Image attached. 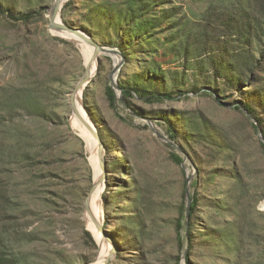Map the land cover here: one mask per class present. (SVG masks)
<instances>
[{"label":"rangeland","instance_id":"obj_1","mask_svg":"<svg viewBox=\"0 0 264 264\" xmlns=\"http://www.w3.org/2000/svg\"><path fill=\"white\" fill-rule=\"evenodd\" d=\"M35 1L38 2L35 6L41 5L43 8L49 7L52 2ZM171 1L172 8L180 7L193 21L199 20L208 6V0ZM131 5L130 0H73L71 9H62L61 20L85 31L98 45L116 48L115 42L119 37L116 18ZM159 10H163V7ZM108 13L115 16L114 25L106 23ZM54 34L48 30L46 13L28 26L0 20V113L11 110L8 115H3L7 124L32 132L36 128V121L29 117L24 108L33 100L41 104L51 118L41 125L36 140L28 147L24 145L29 150L28 159L18 162L14 156L6 158L11 161L9 164L0 161V215L10 211L7 200H12V204L14 200L26 204L35 213L34 216L21 217V224L27 232H37L38 240L24 246L17 243L11 249L21 258H30L32 262L38 258L40 264H87L99 252L94 236L97 248L83 237V230H89L84 201L95 173L85 142L72 127L70 98L84 72L86 55L80 44ZM137 38V48L143 50L134 57L136 62L126 64L125 60L118 75V84L129 87L141 84L145 79L143 73H151L155 68L163 72L179 68L181 61L170 49L173 37L163 33L154 36L156 50L152 54L140 43V35ZM98 61V71L83 91L82 105L113 145L109 153L106 151L105 188L99 198L104 215L103 226L105 192L110 202L108 231L118 228L119 221L135 208L141 196L150 201V207L154 209L152 215L147 217V226H152L151 234L139 251L145 253L143 261L136 263L139 257L137 248H126L123 257H114L108 264H175L178 257L182 261L187 245L189 249V240H185L182 247L178 245L174 229L177 208L185 196L186 179L193 177L190 191L194 194L195 188L192 186L199 177L198 168L206 171L218 168L207 161L220 155L211 150L207 151L208 157L198 151L194 153L184 141L176 143L181 148L178 151L158 138V134L169 137L160 118L170 112L192 113L193 117L208 121L233 144L234 152L230 156L234 158L240 173L237 176L239 182L228 183L218 179V182H222V189L214 191V195H219L217 198L221 199L226 195L237 214L241 211L237 202L252 205L256 211L264 214V210L258 208L264 201V157L257 131L247 121L232 112V108H221L209 96L200 94L189 93L188 97H176L158 104H149L135 97L129 99L133 107L151 116L145 118L151 120L153 127H149L145 120L132 116L119 105L116 110L110 109L105 89L109 85L113 59L100 55ZM5 88H8L7 91ZM234 93L236 96L237 93ZM4 139L7 140V136L0 128L1 147ZM173 151L181 156L182 162L185 159L184 168L169 160V153ZM194 154L202 157L201 166L196 165ZM220 157L222 160L223 157ZM207 187L201 189L204 196L210 195L212 184ZM198 218H201L198 224H204L205 215ZM257 218L261 238L254 245L247 244L244 262L252 260L256 247L264 246V218ZM228 220L231 226L223 230L224 235L235 239L237 226H240V221L242 224L244 222L243 214L226 217ZM196 231L202 232L203 229L198 226ZM233 240L228 243L235 244ZM229 260L233 261V256H229ZM193 261L195 264H228L206 247H195Z\"/></svg>","mask_w":264,"mask_h":264},{"label":"trees","instance_id":"obj_2","mask_svg":"<svg viewBox=\"0 0 264 264\" xmlns=\"http://www.w3.org/2000/svg\"><path fill=\"white\" fill-rule=\"evenodd\" d=\"M130 1L133 5L127 7V10L116 18L119 37L115 47L122 53L126 64L136 62L134 57L138 51L143 50L137 48L135 43L138 35L142 46L152 54L156 50L154 36L158 33L173 37L174 42L170 49L181 63L176 70L169 69L163 72L155 68L151 73H143L145 79L141 84L130 87L119 84L123 89V97L127 105L139 116L151 118L143 110L133 107L129 99L135 97L149 104H158L176 97H188L189 93L205 95L221 108H232L231 111L247 121L254 131L258 128L264 138V0H208L207 8L197 21L188 19L180 7L172 8L171 0ZM36 2L35 0H0V20L4 19L14 25H31L43 18L47 9L41 5L35 6ZM72 5L73 0H69L64 4L63 10L71 9ZM162 7L163 10H159ZM107 15L106 23L114 25L115 16L112 13ZM132 35L135 39L130 38ZM60 41L65 43L64 40ZM7 89L5 88L6 91ZM234 92L237 93L236 96ZM105 93L110 109L116 110L115 95L109 85L106 86ZM24 109L29 117L36 121V128L32 132L7 124L3 115H8L11 110L0 113V128L7 136V140L4 139L2 147L0 146L2 163L7 161L9 164L11 161L6 158L14 156L18 162L28 159L29 150L24 145L27 144L28 147L36 140L41 132V125L51 119L37 101L32 100ZM250 117L256 124L250 121ZM160 120L166 126L170 140L176 143L184 141L192 152L198 151L203 156L208 157L207 151L211 150L223 157L221 160V157L216 155V158L207 161L208 164L217 165L218 168L211 171L198 168L199 177L192 186L195 192L190 209L189 249L186 263L195 264L193 261L195 247L199 249L206 247L228 264H264V246L261 245L255 248L252 260L244 262L247 244L254 245L261 238L257 216L264 218V214L256 211L254 206L243 205L240 202L236 204L241 207L240 213L237 214L228 203L226 195L223 199L217 198L219 195H214V191L222 189V182H218V179L228 183L239 182L237 176L240 173L233 161L234 158L230 156L234 152L233 144L229 143L215 126L206 120L193 117L192 113L170 112L161 116ZM93 123L96 124L98 134L109 153L113 147L112 140L99 128L97 122L93 120ZM259 145L264 157V143L259 141ZM194 155L196 165L201 166L202 157ZM169 160L177 166L182 163L181 156L175 152L169 153ZM211 184L210 195H202L201 189ZM134 186V191L137 192L136 185ZM105 195L106 192L103 196L105 203L103 228L114 241L117 248L116 257H123L126 248L133 250L137 248L139 257L136 263L143 261L145 253L139 251L147 243L146 238L152 231V226H147V217L154 212L150 207V201L141 196L135 208L119 221L118 228L108 231L110 202ZM7 201L10 204V211L0 215V264H40L38 258L32 262L30 258H21L11 250L14 244L24 246L26 243L31 244L38 240L37 232L34 230L27 232L21 224V217L34 216L35 213L26 204L22 205L15 200L13 204L12 200ZM177 213L174 229L176 241L182 247L185 242L184 195L178 205ZM241 214L244 222L242 224L240 221V226H237L235 239L233 236H225L223 230L231 226L229 220L226 221V217L232 215L237 217ZM201 215H205V221L204 224L199 225L198 219L201 218L198 216ZM198 226L202 227V232L196 231ZM83 237L97 248L89 231L83 230ZM230 240L235 241V244H229ZM31 256L35 257L32 254ZM229 256H233L234 260H229ZM180 261V257L176 258L175 264H180Z\"/></svg>","mask_w":264,"mask_h":264},{"label":"water","instance_id":"obj_3","mask_svg":"<svg viewBox=\"0 0 264 264\" xmlns=\"http://www.w3.org/2000/svg\"><path fill=\"white\" fill-rule=\"evenodd\" d=\"M68 1L69 0H52L51 5L49 7H47L46 16L48 18V30L52 34L54 32L60 33V34H68V35L73 36L76 39H78L84 45L93 48L94 49V59L96 61L95 74L98 71V64H99L98 58H99V56L105 55V56L111 57L113 59V67H112L111 74L109 76V86L115 95L116 105L117 106L119 105L121 108H124L125 110L130 112V114L132 116H134L138 119H141V120H145L147 122V124L149 125V127H153L151 125V120L145 119V118L139 116L134 111H132L128 107V105L126 104V102L124 100L123 89H121V87L118 84V80H117L118 75H119V73H120V71L124 65V62H125V59H124L122 53L120 52V50H118L117 48H108V47H103V46L98 45L97 43L94 42V40L90 37V35H88L85 31L73 28V27L65 24L61 20L62 9L64 7V4ZM95 74H92L89 65L85 64L84 72H83L82 76L80 77V79L78 80L73 92L71 93L70 98H71V110H72V112H74V101H75L76 95L79 92H82L81 98H83V91L88 86V84L92 81ZM81 109L86 114L85 117L87 119V127L99 145L98 158L100 161V166L103 170V175L100 177V179H98V181H96V179H94L92 186H91V189H90V192L84 201V210L86 212V215L90 216V198H91L92 194L96 191L98 185L103 186V191L105 188L104 181L106 180V177H105L106 149H105V146H104V144H103V142H102V140L98 134L97 126L90 119V116L87 113L86 109L83 107V105H82ZM250 119L253 121L254 124H256V122L254 121V119L252 117H250ZM257 136H258L259 140L262 143H264V138H263V136L260 133L258 128H257ZM158 138H160L162 141L166 142L169 146L175 148L176 150L181 151V148L176 144V142L170 140L169 137L158 134ZM173 152H175V151H173ZM175 153H177V152H175ZM184 161H185V159L183 158V162L181 163L182 168H184ZM192 179H193V177H187V179H186V189H185V196H184V236H185V240H188L190 209H191L192 196H193V193L190 191V185H191ZM258 208L264 210V201L258 206ZM102 215H103V212H102ZM102 219H103V217H102ZM94 226H95L96 232H100L102 234L103 238L112 245V250L103 263V264H108L112 260V258L116 257V255H117L116 246H115L114 242L112 241V239L107 236L108 234L103 228V220L102 221L97 220L94 223ZM88 231L91 233L90 230H88ZM91 235L93 236L92 233H91ZM187 249H188V245L186 246L185 251L182 255V261H181L182 264H186ZM96 259H97V257L93 261H91L87 264H96Z\"/></svg>","mask_w":264,"mask_h":264},{"label":"bare ground","instance_id":"obj_4","mask_svg":"<svg viewBox=\"0 0 264 264\" xmlns=\"http://www.w3.org/2000/svg\"><path fill=\"white\" fill-rule=\"evenodd\" d=\"M54 35L59 36L60 38H63L67 41L80 44L83 47L85 55H86V64L89 65L92 74H95L96 61L94 59V49L93 48L84 45L78 39L68 34L55 33ZM81 96H82V92H79L76 95V98L74 101V112H72V127L74 128L76 132L79 133V136L85 142L86 149L88 150L91 156L90 164L94 169L95 179L96 181H98V179H100V177L103 175V170L100 166V161L98 158L99 145L87 127V119L85 117L86 114L81 109L82 107ZM102 191H103V186L98 185L96 191L92 194L90 198V216H87L88 229L93 234L99 246V252H98L97 259H96V264H103L112 250V245L103 238L100 232H96L95 226H94V223L97 220L99 221L103 220L102 210H101L100 202H99V198H100V195L102 194Z\"/></svg>","mask_w":264,"mask_h":264}]
</instances>
